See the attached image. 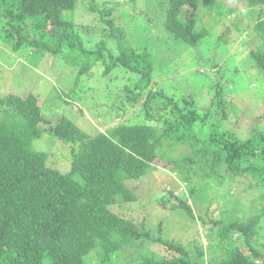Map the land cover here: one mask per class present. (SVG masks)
Instances as JSON below:
<instances>
[{
  "label": "trees",
  "instance_id": "obj_1",
  "mask_svg": "<svg viewBox=\"0 0 264 264\" xmlns=\"http://www.w3.org/2000/svg\"><path fill=\"white\" fill-rule=\"evenodd\" d=\"M231 1L246 4L242 16L250 27L232 19L233 26L225 25L223 29H232L235 36L245 32L260 40L249 51L254 68L245 69L250 78L251 74L255 76L257 83L251 84V90L260 100L264 98V0ZM75 3L76 0H0V38L10 43L12 51L39 53L35 57L37 64L48 52L62 57L64 68L65 63L77 67L76 71L72 69L74 73L68 68L70 79L67 72L58 77L68 86L54 91V98L64 100L60 118L52 126L43 127L41 123L47 95L41 102L36 92L0 94V264H117L116 258L127 246L142 247L144 240L163 245L166 254L156 255L142 247L139 264H259L258 259L263 264L264 236L257 246L251 242L258 237L259 214L243 219L221 210L211 227L219 245L205 262L201 246L187 250L181 242L164 235L161 228L153 237L145 226V216L136 221L114 209L137 199L128 187L130 181L164 162L173 171L168 173L174 178L169 185L170 195L177 199L173 207L183 208L191 217L188 196L209 203L220 187L223 192L226 178L233 181L249 177V181L245 180L249 182L247 187L264 189V124L244 138L222 128L225 106L229 104L225 94H230L237 83V70L233 68L232 75L222 77L220 64L207 59L210 51H201L210 36L209 29L197 27L202 10L211 11L209 18L216 19L225 17L223 8L214 5V0L161 1L165 30L202 52L206 68H217L215 77L206 68L202 70L209 82L207 92L213 96L201 110L186 92L172 93L157 81L160 88L153 89L152 53L144 46L136 48L127 39L123 41L121 25L132 22L143 28L142 19L149 17L124 8L115 9L117 19L111 12L113 7L98 8L91 3L86 10L98 13L97 25L91 29H99L102 34L93 36L65 16ZM94 67L102 68L96 81L115 70L133 79L115 92L119 103L114 104L111 113L113 118L122 115L124 119L107 126L105 131L90 134L72 120L64 106L78 97L100 98L89 85ZM107 78L109 85L112 74ZM212 78L214 83L210 82ZM259 82L260 89L253 91ZM136 103L137 107L123 116L130 104ZM46 132L57 139L68 156V170L53 166L51 153L34 146L33 141ZM178 145H186L190 151L175 157L174 147ZM174 174L185 176L188 182H176ZM190 178L194 180L189 182ZM172 188L177 193L183 190L180 197ZM160 203L166 202L163 199ZM242 244L248 245L250 254L241 250ZM93 251L96 261L91 260Z\"/></svg>",
  "mask_w": 264,
  "mask_h": 264
},
{
  "label": "rangeland",
  "instance_id": "obj_2",
  "mask_svg": "<svg viewBox=\"0 0 264 264\" xmlns=\"http://www.w3.org/2000/svg\"><path fill=\"white\" fill-rule=\"evenodd\" d=\"M161 1L76 0L73 9L66 11L65 16L75 23L81 24V31H89L91 34L93 33V36L96 34L102 36V34L99 32V29H91L97 25L96 20L98 19V13L86 10L91 3L95 4L98 8H103L104 5L113 7L111 12H115L116 18L119 16L117 15V10L120 9L122 11L124 8L143 18L149 17L150 19L147 18V20L142 19L144 22L143 28L136 26L132 22L128 23H131V25H121L123 28V34L121 33L123 41L127 39L136 48L144 46L152 53L153 58L151 60H153V74H155V82L152 81L153 89H159V85L161 84V86L171 90L172 93L177 91L180 93L186 92L196 100L199 109H206L213 96L212 92H207L208 88L205 86L209 82L204 78V72L202 71L207 67L208 63L203 61L202 52L200 54L197 48L185 45L184 42L173 38L165 30L163 26L164 8ZM214 1V5H220L218 6L220 9L223 8L221 12H225V17L220 16L216 19H211L208 15L211 11L207 13V10H202L203 14L197 21V27L204 26L209 29L210 36L206 40V43H204L201 51H205V49L210 51L211 56L207 59L210 61L215 60L216 63L220 64V67L224 70L222 77L232 75V71L237 70L236 75L238 77H235V79L238 81L234 84V88L230 89V94H225V98L229 101V104L225 106L224 113L226 116L222 120L221 126L223 129H231L238 137L244 138L254 130L261 129V126L264 124V98L259 100L257 99L258 96L252 92L251 84L257 82L253 74H251L250 78L245 71L246 68H248L247 70L254 68L253 66L251 67L253 62L249 51L260 40L254 36L248 37L245 35V32H242L241 36H235L232 29H229V31L223 29L225 25L230 28L233 26L232 19L243 22L244 25L250 27L247 24L246 18L242 16L243 10L246 8L244 2L233 3L231 0ZM227 7H231L230 12H228ZM208 9L210 10V7ZM1 34H3L2 31ZM82 34H85V32ZM104 38L111 43L110 39L105 35ZM24 52H26V49L12 51L10 43L0 38V94L4 95L7 92H13L25 95L28 92H36L39 94L41 102H43L41 99L47 95L49 100L43 102V120L41 123H43V127L52 126L60 118L61 104H63L64 100L63 98H54V91H57V87L67 89L68 86L67 82L60 81L58 77H63L68 73L70 79L68 68H71V73H74L77 67L74 69L75 66L71 63H65L64 66L66 68H64L61 65L62 57L48 52L43 56L41 63L37 64L35 63L37 62L35 57L39 53L32 51ZM209 69L206 68V71L213 74L217 68ZM93 70L95 71L94 73L90 71L93 77H89L91 79L89 85L93 86V93L100 98H93L91 96V98L78 97L76 100L71 101V104L64 106L66 110L69 109L67 114L72 117V120L74 119L73 121L80 128L90 134L105 131L107 126L121 122L125 117L124 115L137 107V103L136 105L130 104V108H127L123 113L124 117L121 115L113 118L111 111H114V104L119 103L115 98V92L122 90L124 84L129 83L130 78L133 79V77H129L130 75L124 71L115 70L109 74H112V78L108 80L110 83L107 85L106 79H108L109 75L100 81H96L95 77H100L102 68L100 70L94 67ZM236 75L234 74V76ZM213 77H215L214 74ZM50 80L53 83L51 87L49 86ZM224 80L226 81V79ZM68 82L70 81L68 80ZM210 82L214 83L213 78ZM260 87L261 83L259 82L253 91L260 89ZM48 88L47 92L46 89ZM101 96L108 97L103 99ZM49 101L52 102L50 103ZM54 102L60 104H54ZM91 108H95L96 110H90ZM50 135L46 132L40 138L33 141L34 146L51 153L50 159L53 162V166L66 171L69 169L68 156L61 150V144L57 139ZM189 151L190 148L186 145H178L174 147L173 155L177 157ZM172 172L167 163L164 162L158 164L156 168L151 169L147 174L145 173L143 177L130 181L128 187L133 191L137 199L133 202L114 206V209L118 213L132 217L136 221L143 219L142 216H145V226L153 234V237L157 235L158 229L161 228L164 235L181 242L187 250L193 251L195 249L194 245L201 246L205 252L203 256L205 262L211 250L216 249L217 244L219 245V242L214 239L215 236L212 233L211 227L214 224H212L213 220H218L221 210L226 209L230 215L234 217L239 216L243 219L250 218L254 214L261 215L256 225L258 237H253L251 242L256 246L262 242V237L264 236V189L262 187H247L249 182H245V180L249 181V177L237 178L233 179V181H229L226 178L223 192V187H220L219 192L209 203L199 200L195 201L191 196H188L187 202L191 204L193 213L191 217L183 208L173 207L174 204H177V199L170 195L171 187L169 185H172L174 181L170 180L173 178V175L168 173ZM174 176L176 182L179 181L183 185L188 182L185 181V176L183 178L178 174H174ZM193 180V178H190L189 182ZM172 190H175V188H172ZM176 190L175 196H179L183 191L177 193ZM163 199L166 202L165 204L160 203ZM142 247L148 248L149 251H153L156 255L161 254V252L164 255L166 254L164 248H162L163 245L153 243L150 240H144ZM142 247L136 244L127 246L116 258V263L139 264L141 260L139 253ZM217 250L220 251V249ZM241 250L246 254H250L249 247L246 244L241 245ZM95 253V251L90 253L91 260L93 261L97 260ZM256 261L259 264L262 262L261 259Z\"/></svg>",
  "mask_w": 264,
  "mask_h": 264
}]
</instances>
